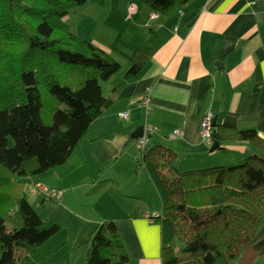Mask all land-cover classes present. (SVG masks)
<instances>
[{
  "label": "trees",
  "instance_id": "obj_1",
  "mask_svg": "<svg viewBox=\"0 0 264 264\" xmlns=\"http://www.w3.org/2000/svg\"><path fill=\"white\" fill-rule=\"evenodd\" d=\"M89 1L0 0V264H49L39 248L62 228L45 222L28 200V187L40 184L30 178L64 165L113 104L101 82L121 69L120 61L66 23L71 7ZM189 1L143 0L157 17ZM162 43L151 29L121 85ZM236 120L215 121L212 141L219 150L247 142L254 154L237 166L180 172L173 150H138L162 204L153 218L162 227V264H251L264 256V138L238 130ZM128 263L115 223L103 222L85 264Z\"/></svg>",
  "mask_w": 264,
  "mask_h": 264
},
{
  "label": "crops",
  "instance_id": "obj_2",
  "mask_svg": "<svg viewBox=\"0 0 264 264\" xmlns=\"http://www.w3.org/2000/svg\"><path fill=\"white\" fill-rule=\"evenodd\" d=\"M148 11L138 26L148 30L146 39L154 29L162 46L129 83L121 85L134 53L128 65L122 63L102 81L112 106L64 165L30 178L63 191L58 204L31 193L40 217L62 228L39 248L49 264H85L91 236L106 221L115 223L128 264H162V227L148 218L161 214L162 204L138 164L137 140L131 136L139 127L157 129L149 146L173 150L180 172L237 166L254 154L247 142L212 151L214 142L201 139V122L209 112L219 125L235 116L238 130H255L264 138V0H190L166 15ZM88 40L121 63L114 46ZM147 94L148 112L139 105ZM177 129L182 133L175 137ZM251 264H264V256Z\"/></svg>",
  "mask_w": 264,
  "mask_h": 264
},
{
  "label": "rangeland",
  "instance_id": "obj_3",
  "mask_svg": "<svg viewBox=\"0 0 264 264\" xmlns=\"http://www.w3.org/2000/svg\"><path fill=\"white\" fill-rule=\"evenodd\" d=\"M129 6L134 8V13ZM147 8L150 7L143 0H92L71 7L66 23L74 33L85 39H94L108 49L115 47L114 51L124 67L148 36V30L138 26L149 13ZM33 196L28 187L30 202Z\"/></svg>",
  "mask_w": 264,
  "mask_h": 264
},
{
  "label": "built area",
  "instance_id": "obj_4",
  "mask_svg": "<svg viewBox=\"0 0 264 264\" xmlns=\"http://www.w3.org/2000/svg\"><path fill=\"white\" fill-rule=\"evenodd\" d=\"M131 11H133V8H131ZM157 17V15H156ZM140 107H144L147 112L150 110L151 108V99H150V95L147 94L146 96H144L141 101L139 102ZM120 116L122 118H127L128 114L127 113H121ZM214 123H215V117L213 115L212 112L207 113L201 122V139L202 141H205L207 143L212 144V130L214 127ZM145 131H144V135L141 138L137 139V149L139 151H144L148 145H149V137L154 134V132L157 131L156 128L149 126V125H145L144 126ZM181 130L177 129L174 132V136H179L181 135ZM30 192L32 194H44L46 196V198L48 200H51L52 202L56 203L55 201H60L63 195V191L62 190H57L54 188H50L46 185H42V184H37L35 186H33L30 190ZM158 215L155 214L152 216H148V218H150V221H154L153 218H156Z\"/></svg>",
  "mask_w": 264,
  "mask_h": 264
},
{
  "label": "water",
  "instance_id": "obj_5",
  "mask_svg": "<svg viewBox=\"0 0 264 264\" xmlns=\"http://www.w3.org/2000/svg\"><path fill=\"white\" fill-rule=\"evenodd\" d=\"M215 125V123H214ZM144 131L145 128L144 126L139 127L138 129L135 130V132L132 134V139L137 140L138 138L143 137L144 135ZM218 149V144L216 142H214L213 146H212V151H215Z\"/></svg>",
  "mask_w": 264,
  "mask_h": 264
}]
</instances>
